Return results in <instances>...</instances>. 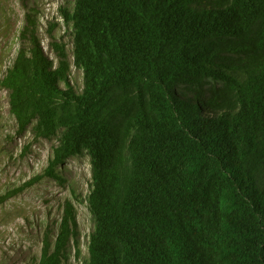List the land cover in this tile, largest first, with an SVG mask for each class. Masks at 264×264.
<instances>
[{"label":"trees","instance_id":"16d2710c","mask_svg":"<svg viewBox=\"0 0 264 264\" xmlns=\"http://www.w3.org/2000/svg\"><path fill=\"white\" fill-rule=\"evenodd\" d=\"M60 13L72 61L63 43L45 55L27 17L29 49L0 70L16 132L57 140L2 199L87 155L80 264H264V0H74ZM76 216L65 201L38 264H67L72 240L79 256Z\"/></svg>","mask_w":264,"mask_h":264},{"label":"rangeland","instance_id":"374dc122","mask_svg":"<svg viewBox=\"0 0 264 264\" xmlns=\"http://www.w3.org/2000/svg\"><path fill=\"white\" fill-rule=\"evenodd\" d=\"M73 4L74 0H0V70L11 63L9 58L15 56L17 48L29 49V33L19 34L27 17L35 24L31 31L45 55L54 59L51 44L63 43L72 61V29L60 9L71 10ZM70 71V83L80 91L82 71L74 66ZM56 143V139H35L30 132L18 134L8 111V94L0 88V264H38L43 236L49 232L55 237L65 201L76 211L80 248L77 257V246L71 241L67 264L87 259L88 234L94 225L86 203L91 173L87 155L68 159L58 168V179L44 177L2 199L6 192L43 172Z\"/></svg>","mask_w":264,"mask_h":264}]
</instances>
